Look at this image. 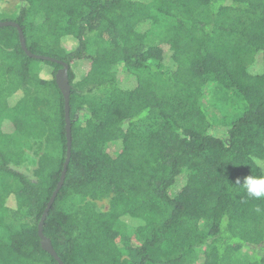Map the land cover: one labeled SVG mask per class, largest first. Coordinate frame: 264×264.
Masks as SVG:
<instances>
[{"label":"trees","instance_id":"trees-1","mask_svg":"<svg viewBox=\"0 0 264 264\" xmlns=\"http://www.w3.org/2000/svg\"><path fill=\"white\" fill-rule=\"evenodd\" d=\"M18 2L0 22L53 61L0 28V264H58L56 62L63 264H264L236 185L264 175V0Z\"/></svg>","mask_w":264,"mask_h":264},{"label":"water","instance_id":"water-1","mask_svg":"<svg viewBox=\"0 0 264 264\" xmlns=\"http://www.w3.org/2000/svg\"><path fill=\"white\" fill-rule=\"evenodd\" d=\"M3 27H13L17 30L20 48L28 57L34 58V59H39V60L53 61V60L48 59V58L43 57V56L33 55L26 49V44H25V40H24L22 31L16 23L9 22V21L0 22V28H3ZM56 63L62 65V67L55 74V83L57 84L58 88L61 90V93H62L63 98H64V110H65V132L64 133H66L65 135H66V143H67V157H66V160H65V163L63 166V171H62L60 180L58 182L57 188L53 192L52 197L50 198L49 202H47L48 204H47V207L43 213L41 221L38 225V232L37 233H38V237L41 241L42 250L47 252L50 256H52L58 264H63L62 261L56 255L55 251L53 250L51 242L48 239H46L42 233V224L45 220V217H46L51 205L53 204L52 202H54V199L57 195V192L60 190V188L63 184L65 172H66V166H67L69 158H70V147H71V135L69 133L70 127H69V116H68L69 84H68V77H67V66L63 63H59V62H56Z\"/></svg>","mask_w":264,"mask_h":264},{"label":"clouds","instance_id":"clouds-1","mask_svg":"<svg viewBox=\"0 0 264 264\" xmlns=\"http://www.w3.org/2000/svg\"><path fill=\"white\" fill-rule=\"evenodd\" d=\"M257 167L264 168V160L256 159ZM236 185H242L247 197L254 200H264V175H248L243 182L238 178Z\"/></svg>","mask_w":264,"mask_h":264},{"label":"rangeland","instance_id":"rangeland-1","mask_svg":"<svg viewBox=\"0 0 264 264\" xmlns=\"http://www.w3.org/2000/svg\"><path fill=\"white\" fill-rule=\"evenodd\" d=\"M17 5H19V2H18V0H3L2 2H1V4H0V8L1 9H6L7 11H9V12H12V11H15L16 9H17ZM81 64V67L82 68H84V66H85V63L83 64V63H80ZM77 69V68H76ZM78 69H80L79 68V65H78ZM81 70V69H80ZM76 74H77V72H75ZM5 130H10V128L9 127H7V126H5V128H4ZM110 148H114V146H111ZM31 169H33V167L31 166V165H25V166H22L21 168H20V170L22 171V172H24V173H27V174H29V171L31 170ZM100 208H105L106 207V203L104 202V201H101V202H99L98 204H97Z\"/></svg>","mask_w":264,"mask_h":264}]
</instances>
